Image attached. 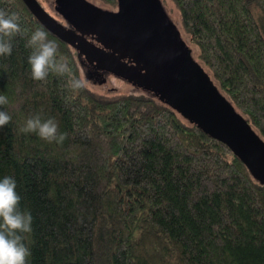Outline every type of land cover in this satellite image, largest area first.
<instances>
[{
	"label": "trees",
	"instance_id": "16d2710c",
	"mask_svg": "<svg viewBox=\"0 0 264 264\" xmlns=\"http://www.w3.org/2000/svg\"><path fill=\"white\" fill-rule=\"evenodd\" d=\"M171 1L198 59L264 141V0ZM0 9L25 30L0 57V111L12 117L0 128V179L16 180L33 217L29 264H264V184L238 157L148 91L33 80L26 44L45 28L22 0ZM47 32L82 76L76 51ZM36 115L57 122L63 144L21 131Z\"/></svg>",
	"mask_w": 264,
	"mask_h": 264
},
{
	"label": "water",
	"instance_id": "95a60500",
	"mask_svg": "<svg viewBox=\"0 0 264 264\" xmlns=\"http://www.w3.org/2000/svg\"><path fill=\"white\" fill-rule=\"evenodd\" d=\"M22 1L47 31L76 51L82 66L169 104L225 145L264 184V141L194 60L160 0H117L116 11L91 15L87 0H54L65 24L37 0Z\"/></svg>",
	"mask_w": 264,
	"mask_h": 264
},
{
	"label": "clouds",
	"instance_id": "9594fccd",
	"mask_svg": "<svg viewBox=\"0 0 264 264\" xmlns=\"http://www.w3.org/2000/svg\"><path fill=\"white\" fill-rule=\"evenodd\" d=\"M24 34L19 15L0 9V57L11 56L13 40ZM26 47L32 49L28 64L33 80L47 82L50 73L69 75L71 89L87 88L88 81L84 77L70 74L69 64L58 57V45L54 39H49V33L45 29L37 28L32 32ZM7 104V96L0 95V106ZM11 120L12 117L7 111H0V128L7 126ZM21 131L25 134L35 133L49 143L63 144L67 138V133L59 131L54 119L42 120L39 115L27 119ZM32 223L31 213L21 208L16 180L11 176H4L0 179V264H29L31 251L25 240L26 234L33 231Z\"/></svg>",
	"mask_w": 264,
	"mask_h": 264
},
{
	"label": "rangeland",
	"instance_id": "374dc122",
	"mask_svg": "<svg viewBox=\"0 0 264 264\" xmlns=\"http://www.w3.org/2000/svg\"><path fill=\"white\" fill-rule=\"evenodd\" d=\"M37 1L40 3L42 8L46 12H48L49 14H51L56 19L63 22L60 15H58V13L54 9V0H37ZM87 1L103 8V9L109 10V11H116L117 10V4L112 5V4H108L106 2H103L101 0H87ZM160 1L163 5V8L165 9L167 15L170 17V19L175 23V25L179 29L182 39L185 41L187 46L190 47L194 60H196V62H198L204 68V70L209 74L213 83L216 85L218 92L228 100L226 95L220 90V88L218 87L216 82L213 80L209 70L198 59L197 48L192 43H190L188 35L182 29L180 15H179L178 10L174 6L173 2L171 0H160ZM80 69H81L82 77H84L88 81L87 87H89L92 91H94L98 94L105 95V96H112V95H116V94H125V93H128V92L135 90L134 86H131L127 82H125L121 79H118L114 76H111V75L106 76V78L103 80L104 82L102 84H100L97 80L93 79L92 77L87 76L86 68L84 66H81ZM235 110L240 114V112L237 109H235Z\"/></svg>",
	"mask_w": 264,
	"mask_h": 264
},
{
	"label": "flooded vegetation",
	"instance_id": "af4514ba",
	"mask_svg": "<svg viewBox=\"0 0 264 264\" xmlns=\"http://www.w3.org/2000/svg\"><path fill=\"white\" fill-rule=\"evenodd\" d=\"M93 6H88L87 8H88V12H86V14L87 15H91V14H96V12H103V13H106V11H108V10H106V9H103V8H101V7H99V6H97V5H95V4H93V3H91ZM82 10V9H81ZM109 12H111V11H109ZM59 15V14H58ZM61 17V16H60ZM62 18V20H63V22H64V24L66 23V20L63 18V17H61ZM170 18V17H169ZM172 21V20H171ZM62 22V23H63ZM173 22V21H172ZM174 23V22H173ZM175 24V23H174ZM177 27V26H176ZM178 29V28H177ZM179 30V29H178ZM180 32V31H179ZM180 36H181V34H180ZM182 38V37H181ZM184 41V40H183ZM184 43H185V41H184ZM185 45L187 46V44L185 43ZM188 47V46H187ZM189 49H190V47H188ZM190 51H191V49H190ZM191 55H192V52H191ZM193 57V56H192ZM84 66V65H83ZM85 67V66H84ZM202 67V66H201ZM86 68V72H87V76H89V77H92L93 79H95V80H97L100 84H102L104 81V79L106 78V76H109V75H111V76H114V75H112V74H109V73H106V72H103V71H101V70H98V69H96L95 67H93V66H91L90 65V67H85ZM203 68V67H202ZM203 70H204V68H203ZM205 71V70H204ZM206 72V71H205ZM114 77H116V76H114ZM116 78H118V77H116ZM118 79H121V78H118ZM121 80H123V79H121ZM123 81H125V80H123ZM125 82H127V81H125ZM128 84H130L129 82H127ZM131 86H132V84H130Z\"/></svg>",
	"mask_w": 264,
	"mask_h": 264
}]
</instances>
